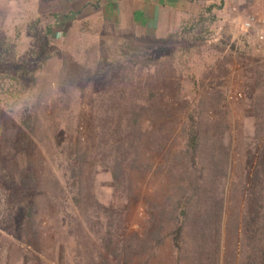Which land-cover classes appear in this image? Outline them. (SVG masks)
Here are the masks:
<instances>
[{
  "label": "rangeland",
  "instance_id": "374dc122",
  "mask_svg": "<svg viewBox=\"0 0 264 264\" xmlns=\"http://www.w3.org/2000/svg\"><path fill=\"white\" fill-rule=\"evenodd\" d=\"M96 3L0 0V264H123L106 245L124 250L144 239L149 213L162 224L164 243L127 264H231L225 249L246 209L242 180L264 139V61L235 54L232 39L249 14L264 18V0H204L195 18L165 37L123 27L106 16L104 0L89 6ZM210 4L217 8L208 13ZM236 88L242 101L229 98ZM120 118L121 138L142 147L137 169L129 161L135 147H124L134 196L115 186L111 171ZM194 125L207 153L201 171H221L228 196L215 258L197 254L193 222L177 250L175 235H165L174 222L158 212L174 192L171 174L181 168L173 161ZM94 131L101 135L91 150ZM215 148L216 171L208 157Z\"/></svg>",
  "mask_w": 264,
  "mask_h": 264
},
{
  "label": "trees",
  "instance_id": "16d2710c",
  "mask_svg": "<svg viewBox=\"0 0 264 264\" xmlns=\"http://www.w3.org/2000/svg\"><path fill=\"white\" fill-rule=\"evenodd\" d=\"M99 2L100 0H97L96 4L88 5L93 9H97L100 5ZM88 5H84L76 14L82 12V9L88 7ZM216 8V4H210L206 10L208 13H211ZM201 19L200 17L198 21L200 22ZM135 123L136 120L135 122L132 121L130 130L134 132L136 130L137 132L138 128L134 126ZM121 126L120 118L117 122V129H114L113 132L111 131L117 138V140L114 139L113 145H115L116 148L114 149L119 154L118 159L115 158L111 171L115 186L119 189L129 190V196H134V186L131 184L134 178L127 176L126 173L128 159L127 154H124V147L128 145V149L130 150L135 147L132 151L135 158L129 161L132 163L131 167H135L136 169L141 168L144 162L142 158L143 153H141L142 147L137 144V139H133L129 144H126V140H123L119 134ZM94 132H92L91 135L93 137H90L89 144L87 145L91 150L92 148L99 147L94 141H96V134L100 133ZM187 135L188 141L183 150V155L173 161L175 167L181 168L180 174H171V180L174 182V192H170V189L167 191L165 206L158 212L160 218L165 219V215L166 219L174 222L172 231L165 235H175L174 241L177 250H182L181 244L185 240V236L183 235L186 232V224L193 222L194 231L200 237V241L198 240L199 253L197 252V254L207 253L215 258L216 255L221 254V241H218L215 235L221 234V229L224 227L223 222L226 210L224 203L228 200L227 195H221V171H216V169L221 168V159H217L216 157L219 150L215 148L212 155L208 156L211 159L209 162L216 172L207 174L204 177L205 174L201 171L200 167L203 166L207 153L204 151L203 144L199 141L200 129H197L196 125L190 126L187 129ZM227 154V152L224 154L225 157L222 160L223 165L225 164L226 167L230 163ZM88 157V150L85 149L81 153V163H86ZM249 158V164L250 167H253V171L250 177L247 176V180H242V189L239 193L240 200L245 203L246 209L243 213L235 216L237 218H235V221L233 220V231L231 232L233 236L231 238L232 248L226 247L225 249V255L228 254L229 260L231 258V264H264V139L258 144L256 152L251 154ZM206 164L209 165L208 163ZM203 167L206 168L205 165ZM190 170L193 171L191 172ZM126 180L130 181L128 188L125 186ZM154 193L155 191H152V194ZM194 206L196 207L193 208ZM152 208L157 210L156 204L149 209L152 210ZM147 219L149 220L142 233L144 239L139 240V237L136 240L131 239V242L124 250L118 247L112 248L110 244L106 245L105 249L119 263L127 264L133 257H141L143 254L148 253V251H152V249L163 245L164 239L159 234L162 230V224L156 221L155 214L153 213H149ZM135 243L138 244L139 248H134ZM228 249L231 251L228 252ZM121 251L124 257L121 255ZM101 257H104L105 260L107 259L104 255Z\"/></svg>",
  "mask_w": 264,
  "mask_h": 264
},
{
  "label": "crops",
  "instance_id": "0c3cea01",
  "mask_svg": "<svg viewBox=\"0 0 264 264\" xmlns=\"http://www.w3.org/2000/svg\"><path fill=\"white\" fill-rule=\"evenodd\" d=\"M203 2L204 0H104L106 16L112 21L123 27L133 26L143 34L160 37L180 30L189 19L195 18Z\"/></svg>",
  "mask_w": 264,
  "mask_h": 264
},
{
  "label": "built area",
  "instance_id": "2783aa9c",
  "mask_svg": "<svg viewBox=\"0 0 264 264\" xmlns=\"http://www.w3.org/2000/svg\"><path fill=\"white\" fill-rule=\"evenodd\" d=\"M232 46L235 54H243L255 60L264 61V18L259 13H251L239 23L238 34L233 37ZM237 78H242L241 74L237 75ZM244 94L242 88H236L230 91L229 98L242 101Z\"/></svg>",
  "mask_w": 264,
  "mask_h": 264
}]
</instances>
